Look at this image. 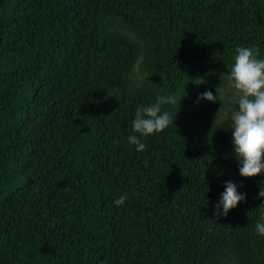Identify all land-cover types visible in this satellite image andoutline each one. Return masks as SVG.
<instances>
[{
    "label": "trees",
    "instance_id": "1",
    "mask_svg": "<svg viewBox=\"0 0 264 264\" xmlns=\"http://www.w3.org/2000/svg\"><path fill=\"white\" fill-rule=\"evenodd\" d=\"M237 46L264 58V0H0V264H264ZM165 94L173 124L137 152L135 111ZM230 180L247 201L217 218Z\"/></svg>",
    "mask_w": 264,
    "mask_h": 264
},
{
    "label": "clouds",
    "instance_id": "2",
    "mask_svg": "<svg viewBox=\"0 0 264 264\" xmlns=\"http://www.w3.org/2000/svg\"><path fill=\"white\" fill-rule=\"evenodd\" d=\"M229 70L227 75L238 99L231 112L228 129L232 131L234 156L240 165L239 174L245 179H252L264 174V58L254 47L237 46ZM198 99L215 103L217 95L208 90L201 93ZM176 104L175 94H165L157 96L153 103L137 107L132 129L139 135L130 134L127 143L135 145L137 152L145 151L146 144L141 138L146 139L168 129L173 124V115L166 106ZM242 186L231 180L225 183L224 191L215 205L217 218L227 217L233 209L247 201V193L239 190ZM258 188V198L264 200V183H258ZM127 199V195H121L114 200V204L123 206ZM255 231L258 236L264 237V214L255 223ZM104 264H107V260Z\"/></svg>",
    "mask_w": 264,
    "mask_h": 264
},
{
    "label": "rangeland",
    "instance_id": "3",
    "mask_svg": "<svg viewBox=\"0 0 264 264\" xmlns=\"http://www.w3.org/2000/svg\"><path fill=\"white\" fill-rule=\"evenodd\" d=\"M226 93L228 94L227 96H225L228 104L232 103L233 105H231L230 107H228V110H226V116L228 117L230 115V111H232L235 108V105L237 103V99H238V95L235 93V89L234 86L232 84V82L229 84ZM232 93V94H229ZM238 110V108H237Z\"/></svg>",
    "mask_w": 264,
    "mask_h": 264
}]
</instances>
